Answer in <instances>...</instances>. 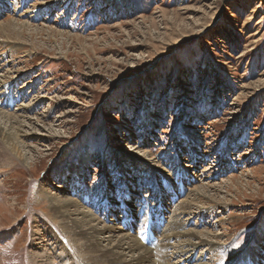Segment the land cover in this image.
<instances>
[{
    "label": "rangeland",
    "instance_id": "1",
    "mask_svg": "<svg viewBox=\"0 0 264 264\" xmlns=\"http://www.w3.org/2000/svg\"><path fill=\"white\" fill-rule=\"evenodd\" d=\"M7 21L23 35L0 38V109L21 114L29 137L20 133L15 158L0 144V264L34 238L52 242L35 229L52 217L39 187L54 195L83 181L81 191L99 195L101 178L111 199L94 209L103 223L122 221L112 205L122 180L133 184L127 205L152 207L130 233L153 262L164 264L160 208L174 213L207 184L218 202L199 197L182 217L216 235L196 256L226 264L241 252L264 264V0H0ZM147 218L153 238L140 239ZM169 244L173 255L179 242Z\"/></svg>",
    "mask_w": 264,
    "mask_h": 264
},
{
    "label": "bare ground",
    "instance_id": "2",
    "mask_svg": "<svg viewBox=\"0 0 264 264\" xmlns=\"http://www.w3.org/2000/svg\"><path fill=\"white\" fill-rule=\"evenodd\" d=\"M21 24V28L28 26L27 22H22ZM5 31L8 33L14 32L17 36L16 38L19 37V34L21 36L23 35L22 32L19 33L15 31L14 23L10 21L5 23L0 22V33L2 34L0 38L17 41L16 38L11 39L8 36H4L3 34ZM1 81L2 79L0 78V83ZM8 87H6L5 91L9 89ZM5 103L7 105L5 107H8L15 104V101L9 99ZM29 107V105H20V108L16 109L24 112ZM20 116L21 114H8L6 111L4 112V110L0 109V144L1 147L12 151L11 154H14V158L17 155L13 150V145L18 142V138H22L20 133H23L24 135H21L24 137H29L28 133H24V131L22 132L21 130V122L18 120ZM18 158L21 162H25L26 160L24 155H19L16 159ZM82 164H86V161ZM60 176L61 178L63 177L62 175ZM122 176L126 179L124 175ZM122 181H124V185L114 194L116 197L115 199L112 198V205L116 208L114 210L121 209L120 207L122 206L123 213H121L122 216L120 219H130L135 223L133 224L131 222L128 225L123 223L126 231L123 230L121 223L116 224L112 218L108 219L110 224H105L94 214V209L97 205L98 207H103V211H105L107 205L111 202V199L104 198V192H108V188L105 187L107 186L105 178H101L100 186L102 188L100 187V189L102 190L99 195L86 194L81 191L80 187H84L83 181H79L78 183V186H80L79 190L71 188V185H66V187H58L59 191L54 195H46V192L39 187L38 197L49 202L52 217L49 216L47 219L37 221L38 223L35 229L36 231H43L44 238L47 237L52 242L44 244V242H47L44 239L40 238L39 240L34 238L31 240L32 245L28 248L29 251L24 249L19 253H4L7 264H160L158 261L157 263L153 262L149 245L145 243V241L139 242V240L134 239L135 237L130 233V231L134 229L131 227H137V224L140 222L138 221L140 212L142 216L144 213L147 217L149 214L153 215L154 211H152L151 206L147 205H143L144 207L141 206L142 208L138 210H133V208L127 205L122 196L124 193L129 192L133 184L129 186V184H126L127 181ZM185 187L186 183L184 180L180 181L178 191H175L185 192L187 190V187ZM210 187L211 186L207 184L196 187L192 195H190H194V197L191 198L187 195V199L180 201L176 211L172 214L169 213L167 215V213H163L162 208H160V212L154 224L155 231L159 236L156 244L161 252H164V254H162V262L164 261V264H168V261L171 259H174L172 263L176 261L174 264H208L205 262L203 263L200 256H196L195 251L198 249L200 251L202 250V252L203 250H206L205 252H210L215 246V241L213 239L216 238V235L214 236L212 233L206 231L188 229V225L182 220V217L192 216L190 206L193 205L194 201L198 200L199 197L204 198L209 203L218 202L208 195ZM160 192L162 191L159 190V193ZM163 194V192L160 193V198L163 197ZM110 213H112V211H110ZM147 219V224L143 221L144 227L142 226L138 229V235H136V237L140 239L143 238L142 235L147 229L150 230L149 225L153 223L150 218ZM172 240L178 241L179 246L172 249L174 251L173 255H168L167 249L171 248V244L169 243ZM47 245H50V251L45 248ZM240 253L232 256L226 264H234L239 262V259L242 258L245 259H243V261L248 262L247 264L257 262L255 258L249 257L250 255L247 253L242 255L244 257H239Z\"/></svg>",
    "mask_w": 264,
    "mask_h": 264
}]
</instances>
